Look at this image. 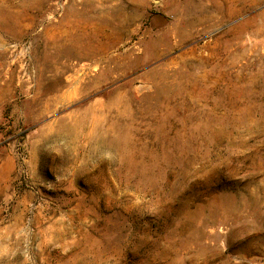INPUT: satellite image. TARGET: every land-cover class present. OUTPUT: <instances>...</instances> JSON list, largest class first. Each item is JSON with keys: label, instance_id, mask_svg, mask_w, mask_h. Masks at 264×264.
<instances>
[{"label": "rangeland", "instance_id": "obj_1", "mask_svg": "<svg viewBox=\"0 0 264 264\" xmlns=\"http://www.w3.org/2000/svg\"><path fill=\"white\" fill-rule=\"evenodd\" d=\"M0 264H264V0H0Z\"/></svg>", "mask_w": 264, "mask_h": 264}]
</instances>
